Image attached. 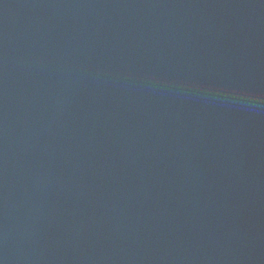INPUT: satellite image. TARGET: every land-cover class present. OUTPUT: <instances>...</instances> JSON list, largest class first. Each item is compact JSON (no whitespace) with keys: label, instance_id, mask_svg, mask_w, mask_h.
I'll list each match as a JSON object with an SVG mask.
<instances>
[{"label":"water","instance_id":"1","mask_svg":"<svg viewBox=\"0 0 264 264\" xmlns=\"http://www.w3.org/2000/svg\"><path fill=\"white\" fill-rule=\"evenodd\" d=\"M0 264H264V0H0Z\"/></svg>","mask_w":264,"mask_h":264}]
</instances>
